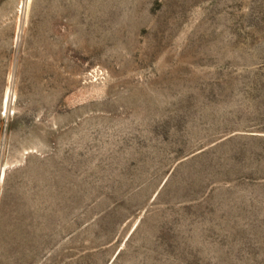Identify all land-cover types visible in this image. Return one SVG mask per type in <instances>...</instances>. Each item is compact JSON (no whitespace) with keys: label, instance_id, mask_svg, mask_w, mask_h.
Here are the masks:
<instances>
[{"label":"rangeland","instance_id":"obj_1","mask_svg":"<svg viewBox=\"0 0 264 264\" xmlns=\"http://www.w3.org/2000/svg\"><path fill=\"white\" fill-rule=\"evenodd\" d=\"M0 264H264V0H0Z\"/></svg>","mask_w":264,"mask_h":264}]
</instances>
